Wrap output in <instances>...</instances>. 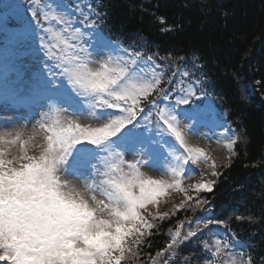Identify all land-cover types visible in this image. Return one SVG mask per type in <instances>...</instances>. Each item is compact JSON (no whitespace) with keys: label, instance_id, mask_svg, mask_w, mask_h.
<instances>
[{"label":"trees","instance_id":"trees-1","mask_svg":"<svg viewBox=\"0 0 264 264\" xmlns=\"http://www.w3.org/2000/svg\"><path fill=\"white\" fill-rule=\"evenodd\" d=\"M99 1L103 29L112 35L128 43L143 39L162 54L198 57L209 89L238 129L235 149L211 191L186 204L158 205L154 227L129 262L146 264L163 252L169 233L205 216L199 210L205 206L212 222L248 248L250 264H264V0ZM207 222L190 229L207 235ZM191 240L184 248L202 264L203 239ZM210 244L218 246L213 236Z\"/></svg>","mask_w":264,"mask_h":264},{"label":"rangeland","instance_id":"rangeland-1","mask_svg":"<svg viewBox=\"0 0 264 264\" xmlns=\"http://www.w3.org/2000/svg\"><path fill=\"white\" fill-rule=\"evenodd\" d=\"M20 1L22 0H4L3 5L10 13V16H12V18H15L18 21H23L25 19V14L18 8V3ZM47 10L48 13L52 15V10L50 8H48ZM49 29L50 28H48L47 31ZM52 40L53 37H50V42ZM41 48L44 49V46H41ZM96 51L99 52L98 50ZM96 51L89 52L86 65H81L80 63L77 64L75 63V61H67L69 64H71V66L68 68V71L71 73L74 79L81 81L84 86H91V88H95L96 84H103L104 81H102V79H100L99 77L101 73H106V75H108L106 78H108L109 82H115V80L111 76V71H108L111 63L106 61V58H104V56H99V53H97ZM23 56L27 60H23ZM16 59L17 61H19V63L17 62L18 67H20L21 69H25L33 76L42 77L45 65L37 62V60H35L37 59L36 56L32 55V53H30V50L25 49L22 52L20 50L17 54ZM46 73H48V71H46ZM143 84L144 81L139 82L138 80L134 79L126 81L124 83V86L120 87V91L118 93L120 96H133L136 90L139 89ZM52 85H54V83ZM175 120L176 118L172 117L170 121L171 123H175L179 130L182 131L185 144L189 145L191 143L190 134L189 136L186 135L187 131H189L190 129H193V133L196 136L195 138L200 143L196 145V143L194 142L193 145H191V147L189 148L191 151L190 157L195 161V165L197 166L196 172L198 174V177L202 178L203 176H206V179L213 178L216 167L226 164V154H223L225 156L222 155L221 157H219L215 152L217 146L212 145L209 138L206 139L203 136L202 131L195 129L196 126L193 123H185L183 120L181 121V119L178 121ZM74 122L75 121H72V124ZM115 123V121H107L97 124L95 122L89 123L84 120H79L78 126H80L82 130L87 128L86 125H88L89 128H111V131H115ZM24 125L25 124L21 121H17L16 125H0V180L2 175L7 174V172L5 171L7 169L10 170L9 176H16L18 173H21V168L23 167L22 165L25 162H32L33 157L35 156L40 162L41 168L39 171H35V173H33L34 176L37 177L38 183H40L41 185L42 183H44L46 188L54 187L55 185L57 189V200L61 204V206H64L66 210L73 209L75 213L80 212L79 215L87 213V217H84V223L82 225L76 226H74L72 223L77 218L72 216L71 214L67 216L68 213H66L65 215H61L63 224L61 223V221L56 223L53 221L42 223L37 220L35 229L36 232L40 233L41 229H43L44 231L46 229L47 233L55 231L57 233L62 232L63 234L57 237L46 236L44 239V243L41 245L42 249H38L39 253H37L36 255H31L24 252L23 248L20 249V251L17 250L14 253L11 247V236H18L19 233L18 230L11 229L12 223L7 220L6 206L0 205V246L3 249L2 253H0V258L3 257L2 254L4 253H12V255L20 254V256H24L27 259L28 257H30L33 264H60L55 260L57 259V255L61 253L58 250L60 243L63 242V240L66 238L70 239L73 237L74 240H77L79 243L80 240L76 238L77 233H85L88 231L94 232L98 228L96 226L97 221L99 219L101 220L107 218V211H105V209L101 207L100 198H94L92 196L93 193L88 190L86 184L79 183L75 181V179H73L71 176L62 173L58 165V163L60 162V157H57L56 159L55 155H51L43 149V146L38 139L39 134L37 133L35 127L32 128L28 126L23 128ZM21 142H23V145H21ZM218 144L221 143H217L216 145ZM44 172L47 175V182L44 181ZM147 174L150 177H146ZM163 177V174L156 175L149 170H147L146 173L141 174L132 171L131 169L124 168L121 170L120 175L114 178V181L125 186L128 191L131 192V194L134 196V194L137 195L138 193H140L142 187L141 184L143 183L144 179L147 178L155 181L159 180L160 178L162 179ZM137 182H139L140 184H138ZM208 182L209 181L206 180L205 182H203V185H200L196 188L206 189L208 187ZM179 185L187 186L186 181L179 178L176 180H169L168 185L165 183V186L168 187L169 191H177L179 189ZM3 186L4 187L0 188V190H3L2 192H0V194H2L0 197V201L10 203L13 202L14 204L12 205L14 211H16L17 214H19L23 218L29 219L34 217V213L28 214V212H25L23 210H21L22 212H20V206L13 201L19 200L21 202V200H27L31 198L32 191H29L25 187H21L15 193L14 191L11 192V190L7 188L5 184H3ZM19 186H24V184ZM142 207L145 208L144 204H142ZM148 208L151 207L148 206ZM123 213L126 214L125 212ZM111 222L113 223V220H108L106 223H103L101 221L98 231L105 229L108 225L110 226ZM62 225H65V227L68 226V230L66 228H62ZM36 238L37 237H35V241L37 242ZM33 243L34 242H29L27 244L32 245ZM80 246V244H77L76 249ZM24 257H22V259H24Z\"/></svg>","mask_w":264,"mask_h":264},{"label":"bare ground","instance_id":"bare-ground-1","mask_svg":"<svg viewBox=\"0 0 264 264\" xmlns=\"http://www.w3.org/2000/svg\"><path fill=\"white\" fill-rule=\"evenodd\" d=\"M218 151V150H217Z\"/></svg>","mask_w":264,"mask_h":264}]
</instances>
